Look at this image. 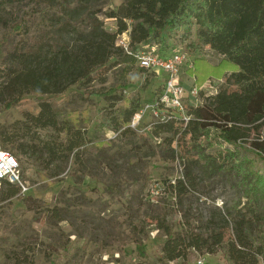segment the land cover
Segmentation results:
<instances>
[{
  "label": "trees",
  "instance_id": "trees-1",
  "mask_svg": "<svg viewBox=\"0 0 264 264\" xmlns=\"http://www.w3.org/2000/svg\"><path fill=\"white\" fill-rule=\"evenodd\" d=\"M105 1L0 0V13L8 5L32 4L11 26L22 37L3 55L0 80L6 96L0 106L8 109L30 95H56L89 83L114 59L111 66L123 67L120 81L101 90L108 102L102 124L122 135L132 130L128 123L142 105L139 97L122 95L134 53L151 46L163 56L177 48L193 53L209 47L221 56L218 63L194 57L193 72L199 83L212 74L225 79V86L211 95L201 92L202 102L187 106V121L176 116L151 124L154 136L167 134L168 146L190 144L177 154L186 160L180 177L164 182L163 191L175 199L180 228L174 229L166 212L159 213L156 224L165 237L159 261L186 264L194 252L218 254L223 264H264V0H122L106 11L116 22L115 32L98 17ZM35 15L44 34L30 45L28 21ZM127 30L128 51L116 44L117 35ZM78 123L75 112L63 115L38 98L35 110L0 126V149L16 156L22 174L37 165L57 176L61 169L52 166L70 157L80 168L85 141ZM170 153L174 158L176 151ZM19 191L1 182L0 201ZM132 242L144 259L140 239Z\"/></svg>",
  "mask_w": 264,
  "mask_h": 264
},
{
  "label": "rangeland",
  "instance_id": "rangeland-1",
  "mask_svg": "<svg viewBox=\"0 0 264 264\" xmlns=\"http://www.w3.org/2000/svg\"><path fill=\"white\" fill-rule=\"evenodd\" d=\"M121 2L106 0L98 13L104 28L110 32H115L116 22L106 17V11L115 9ZM31 7L32 4H13L5 6L0 13V67L5 52L22 37L11 30L12 24ZM28 25L26 40L33 45L44 34V26L37 15L29 16ZM128 40L129 30L117 35L116 44L123 47L121 41ZM189 54L193 59L203 57L211 64H217L221 58L209 47ZM113 60L94 72L89 83L71 85L56 95H30L8 109L0 106V126H6L21 119L27 111L35 110L38 98L47 99L63 115L75 112L85 141L79 149L80 168L73 157L63 165L52 166L61 169L57 176L35 165L22 171L26 191L0 201V264L30 261L33 264H133L136 261L183 264L181 259L159 261L165 237L156 221L159 213L166 212L174 229L180 228L175 199L163 191V186L165 181L173 182L180 177L186 160L182 161L177 154L187 152L190 144L173 142L168 146L167 134L154 136L151 132L154 120L149 114L137 129L122 135L103 127L102 115L108 102L100 93L120 81L123 67V64L111 66ZM129 69L127 88L122 95L139 97L141 104L149 102L162 88V75L141 69L136 61ZM193 70L194 64L181 71L185 86L195 82L206 95L225 86V79L210 73L207 80L199 83ZM2 87L0 80V101L6 96ZM200 100L189 102L188 106ZM170 149L176 151L174 158ZM134 238L141 241L146 252L144 259L132 242ZM18 258L22 260L16 262ZM199 260L203 264H223L218 254L194 252L186 264H197Z\"/></svg>",
  "mask_w": 264,
  "mask_h": 264
},
{
  "label": "built area",
  "instance_id": "built-area-1",
  "mask_svg": "<svg viewBox=\"0 0 264 264\" xmlns=\"http://www.w3.org/2000/svg\"><path fill=\"white\" fill-rule=\"evenodd\" d=\"M121 45L128 51V41H121ZM134 57L140 68L161 74L163 82L162 88L155 93L152 99L142 104L133 114L128 127L132 130L137 129L147 114L153 120H165L177 116L187 121L189 118L188 103L201 98L199 102L192 103L193 105L200 104L202 102L201 92L204 91L203 87L199 88L195 82L185 86L180 77L183 69L192 68V55L177 48L163 56L157 47L151 46L135 52ZM1 182L17 185L21 192L27 189L22 179L18 159L11 152L3 149H0V184ZM197 264H203L202 260L197 261Z\"/></svg>",
  "mask_w": 264,
  "mask_h": 264
},
{
  "label": "bare ground",
  "instance_id": "bare-ground-1",
  "mask_svg": "<svg viewBox=\"0 0 264 264\" xmlns=\"http://www.w3.org/2000/svg\"><path fill=\"white\" fill-rule=\"evenodd\" d=\"M125 35V37H126V34H124Z\"/></svg>",
  "mask_w": 264,
  "mask_h": 264
}]
</instances>
